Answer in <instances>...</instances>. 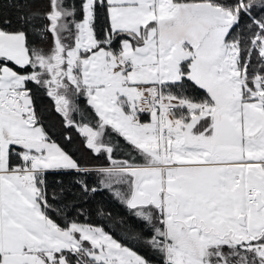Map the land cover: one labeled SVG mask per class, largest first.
I'll return each mask as SVG.
<instances>
[{"label":"snow or ice","instance_id":"snow-or-ice-1","mask_svg":"<svg viewBox=\"0 0 264 264\" xmlns=\"http://www.w3.org/2000/svg\"><path fill=\"white\" fill-rule=\"evenodd\" d=\"M0 264H264V0H0Z\"/></svg>","mask_w":264,"mask_h":264},{"label":"trees","instance_id":"trees-1","mask_svg":"<svg viewBox=\"0 0 264 264\" xmlns=\"http://www.w3.org/2000/svg\"><path fill=\"white\" fill-rule=\"evenodd\" d=\"M5 13L8 14L9 10L5 8ZM50 123L53 125L52 131L54 133L55 138L58 140V142L64 143L62 139V133L64 132V129L60 127L59 124V117L53 116L50 118ZM73 135V143L71 145L72 152L77 157H80L82 155V151H77V148L80 147V141L79 137L75 132L72 133ZM97 207H104L105 209L111 210L113 214H118L124 211L120 205H118L115 201L111 199V197L106 192L98 193L93 201H91V208L93 211L96 210ZM93 219L96 221L103 220L102 217L99 216H93ZM105 224H107V221H103ZM108 227L113 231L117 232L118 229L113 226L112 224H108ZM137 251H139L141 254H146L144 249L138 248Z\"/></svg>","mask_w":264,"mask_h":264}]
</instances>
